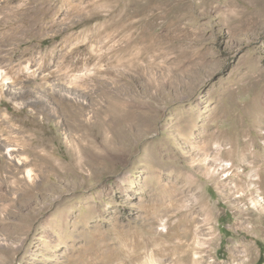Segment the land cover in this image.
<instances>
[{
    "label": "rangeland",
    "instance_id": "374dc122",
    "mask_svg": "<svg viewBox=\"0 0 264 264\" xmlns=\"http://www.w3.org/2000/svg\"><path fill=\"white\" fill-rule=\"evenodd\" d=\"M256 99L264 0H0V264H264Z\"/></svg>",
    "mask_w": 264,
    "mask_h": 264
},
{
    "label": "bare ground",
    "instance_id": "6f19581e",
    "mask_svg": "<svg viewBox=\"0 0 264 264\" xmlns=\"http://www.w3.org/2000/svg\"><path fill=\"white\" fill-rule=\"evenodd\" d=\"M8 73H9V71H8ZM10 73H11V71H10ZM244 107L245 108H243V110H245V112H248V111H246V108L252 111L253 116H254V125L257 126V127L259 126V129H257V131H258L257 135L259 137H261V138H264V101H260V99H256L249 106H244ZM246 114L247 113H244V115H246ZM242 127H243V125H242ZM240 128H239L238 125L236 126V124H235V125L232 126V128H230L229 131H230V133L232 135L233 134L234 135L237 134V136L239 134H242V136L245 135L246 130H243L244 129L243 128L242 130L239 131ZM228 138H230V137L228 136ZM232 138H234V136H232ZM239 140H241V139H239ZM251 142L254 144L255 148H257V141L255 140V138H252ZM232 145L233 144H231L230 147H232ZM245 157H247V156L245 155V152H243V158H245ZM254 158L257 159V157H254ZM220 165H222V164H220ZM27 176H28L29 179L32 176L30 169L27 170ZM249 176H250V181L249 182H245V185H246V188H247V191H248L247 199H248V202L250 203L251 211H254L257 215H260V217L255 219V222L257 223V226L255 228L257 229L258 227H260V225L264 226V203H262V201L264 202V175L260 171H258L257 173L249 174ZM237 187L241 188L242 185L239 184V185H237ZM261 229H262V227H261ZM193 237H195V236H193ZM195 239H196V237H195ZM191 240L192 241L189 242V243H192V246H191V244L187 245L190 249L196 248L198 246H203V243L194 240V238H192ZM181 241H182V239H181ZM123 247L125 248V250H126V252L128 254V257L130 258L131 261H133L134 264H163V262H161L163 260V257H159V255H158L159 253L156 252L153 249L152 250L151 249H145L146 253L142 254V253L136 251V247H132V246L126 245V243H124ZM158 251L160 253L162 252L160 248H158ZM196 253H198V252H196ZM161 255L164 256V253H161ZM119 264H124V263H119Z\"/></svg>",
    "mask_w": 264,
    "mask_h": 264
},
{
    "label": "trees",
    "instance_id": "16d2710c",
    "mask_svg": "<svg viewBox=\"0 0 264 264\" xmlns=\"http://www.w3.org/2000/svg\"><path fill=\"white\" fill-rule=\"evenodd\" d=\"M260 263H262L261 256H260L259 259L257 260L256 264H260Z\"/></svg>",
    "mask_w": 264,
    "mask_h": 264
}]
</instances>
